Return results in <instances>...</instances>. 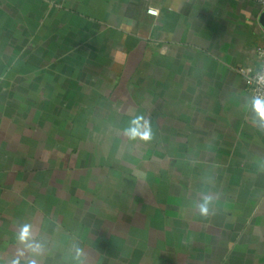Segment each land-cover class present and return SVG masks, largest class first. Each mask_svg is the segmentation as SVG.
<instances>
[{"label":"crops","instance_id":"obj_1","mask_svg":"<svg viewBox=\"0 0 264 264\" xmlns=\"http://www.w3.org/2000/svg\"><path fill=\"white\" fill-rule=\"evenodd\" d=\"M263 10L0 0V264H264Z\"/></svg>","mask_w":264,"mask_h":264},{"label":"clouds","instance_id":"obj_2","mask_svg":"<svg viewBox=\"0 0 264 264\" xmlns=\"http://www.w3.org/2000/svg\"><path fill=\"white\" fill-rule=\"evenodd\" d=\"M252 110L254 111L256 117L258 118L259 122L264 124V98L255 97L251 102ZM143 120V117H138L135 119L133 123V127L129 129L130 135L132 137H140L143 140H148L150 138V130L147 126V121L141 125L140 121ZM211 198L206 197L204 201L199 205V211L202 215H208L209 213V204ZM32 239V231L31 226L29 224H24L21 226L19 230V241L21 244H25L29 249L33 252H37L40 248V245L37 243H30ZM24 252L20 251L17 254V258L13 259L11 264H20L19 257L23 256ZM76 255H80L79 249H77ZM28 264H36L35 260L28 261Z\"/></svg>","mask_w":264,"mask_h":264},{"label":"built area","instance_id":"obj_3","mask_svg":"<svg viewBox=\"0 0 264 264\" xmlns=\"http://www.w3.org/2000/svg\"><path fill=\"white\" fill-rule=\"evenodd\" d=\"M264 6V0H256ZM150 15H157V11L148 9ZM259 65L257 68L243 67L238 68V73L243 77L245 89L250 94L251 99L255 97L264 98V46L257 50Z\"/></svg>","mask_w":264,"mask_h":264},{"label":"water","instance_id":"obj_4","mask_svg":"<svg viewBox=\"0 0 264 264\" xmlns=\"http://www.w3.org/2000/svg\"><path fill=\"white\" fill-rule=\"evenodd\" d=\"M258 22L260 26L264 29V10L260 13L258 17Z\"/></svg>","mask_w":264,"mask_h":264}]
</instances>
